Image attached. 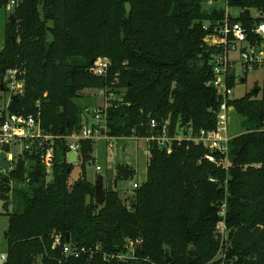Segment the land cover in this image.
Segmentation results:
<instances>
[{
	"label": "trees",
	"instance_id": "1",
	"mask_svg": "<svg viewBox=\"0 0 264 264\" xmlns=\"http://www.w3.org/2000/svg\"><path fill=\"white\" fill-rule=\"evenodd\" d=\"M220 1L15 0V22L7 24L0 50V100L11 92L6 80L16 70L23 83L19 115L38 117L48 134L67 136L89 121L74 102L84 89L117 96L108 99L107 123L116 139L149 136L152 119L169 121L171 134L189 124L195 133L212 131L220 106L209 85L220 51L213 32L226 14ZM10 2L0 0V8ZM229 6L241 10L233 23L251 29L264 22V0H230ZM99 58L112 62L106 76L92 72ZM231 106L250 130L230 141L229 169L210 163L208 150L193 142L175 143L170 154L152 146L132 209L123 210L114 182L104 187L105 202L96 201L85 171L94 161V141L81 142L82 172L73 184L76 164L69 162L66 140L57 141L51 181L38 152L21 154L12 171L0 173V214L9 217L2 264H209L219 250L215 227L226 196L229 259L264 264V97L247 92ZM134 175L120 166L116 182ZM22 183L28 188L16 186ZM64 245L86 252L76 258Z\"/></svg>",
	"mask_w": 264,
	"mask_h": 264
},
{
	"label": "built area",
	"instance_id": "2",
	"mask_svg": "<svg viewBox=\"0 0 264 264\" xmlns=\"http://www.w3.org/2000/svg\"><path fill=\"white\" fill-rule=\"evenodd\" d=\"M230 0H221V5L225 8L226 14L223 20L216 22L214 27L215 35H217V45L220 51L212 58V79L209 85L216 91L220 98L219 110L216 112L217 126L212 131L201 130L198 133L194 132V128L189 124L184 128L179 129L175 134H171L169 129V121L160 124L156 119L150 121L151 134L147 137L139 138L146 142L148 150V158L152 146H157L160 150H165L167 153H172L174 144L183 142H193L196 145H202L208 150L205 159L224 169L230 167V148L229 144L232 140L229 137V114L233 109L231 101L233 92L238 81L246 82L247 77L258 70L264 68V22L256 23L251 29L242 23H233L232 15L229 10ZM214 5L213 1L208 2V6ZM15 7V0H11L7 9L12 11ZM261 14L255 12L254 18H260ZM112 62L108 58H99L94 61L92 72L96 76H106ZM235 76V86H231V76ZM17 71H9L7 79H12L10 89L13 92L16 90L21 93L23 83L16 80ZM101 94L106 96V104L92 112V122H85L80 130L73 132L67 136H55L48 134L42 127L41 120L35 116H22L11 114L5 121H0V155L4 145H8L7 161L10 163V168L3 170L0 168V173L8 174L12 171L19 161L20 155L24 152H38L41 163L45 166L47 173L52 172L55 160L56 144L58 140L64 139L67 142V157L69 158L72 152L77 154V159L80 158L81 142L94 141L105 139L109 145L108 149L113 148L111 143L116 138L108 135V108L109 101L116 100L117 96L114 93L107 95V92L102 90ZM264 130V126L262 128ZM16 143L19 145L17 146ZM20 147V148H19ZM17 149V155H14L13 150ZM100 171V167H97ZM211 182H216L215 179H210ZM141 185V184H140ZM139 184H134V188H138ZM227 196L219 207V221L215 227V235L219 241V250L212 262L209 264H234L229 259L231 248V231L227 224ZM55 244L61 245V238L55 237ZM138 245L139 242H136ZM63 251L65 254L79 257L86 252L85 248L73 249L69 245H64ZM133 254V253H132ZM130 256L122 255L119 259H125ZM6 257L2 256V261Z\"/></svg>",
	"mask_w": 264,
	"mask_h": 264
},
{
	"label": "rangeland",
	"instance_id": "3",
	"mask_svg": "<svg viewBox=\"0 0 264 264\" xmlns=\"http://www.w3.org/2000/svg\"><path fill=\"white\" fill-rule=\"evenodd\" d=\"M228 11L234 18L239 17L241 14V10L237 7H229ZM11 13L12 11L7 8H0V50L3 49L5 44L6 28L10 21ZM252 15H255V11L252 12ZM256 84L260 88L259 97H264V68H259L251 73L247 77L246 82L241 83L238 81L233 92V97L235 99L243 97L247 92H250ZM17 93L18 92L14 90L13 92L11 91L3 95L0 100V117L2 112L8 110L11 96ZM74 102L84 111V115H87L88 119L92 122V112L103 107L107 99L104 94H101V90L84 89L79 97L74 99ZM247 130H250V125L248 127L245 123V119L232 109L229 114V137L232 139L242 135ZM111 143L113 144V148L109 150V143L105 139H100L95 142L93 153L94 161L92 163L88 162L85 165L87 179L95 185L98 175L101 174L105 178L104 187L114 182L120 193L123 206L128 208L130 206L129 200H133L134 184L140 185L147 179L148 147L144 140L136 137L113 140ZM120 166L132 169L135 172L133 179L116 182V175ZM97 167H100L101 170L98 171ZM81 172L82 167L78 160L70 177V184H73L81 177ZM48 174V181H51L52 172ZM16 186L24 189L28 188L26 183L17 184ZM8 229L9 217L5 213H2L0 214V264L4 262L2 261V256L6 257L8 252V242L6 239Z\"/></svg>",
	"mask_w": 264,
	"mask_h": 264
},
{
	"label": "water",
	"instance_id": "4",
	"mask_svg": "<svg viewBox=\"0 0 264 264\" xmlns=\"http://www.w3.org/2000/svg\"><path fill=\"white\" fill-rule=\"evenodd\" d=\"M234 2H239V0H234ZM247 14L250 15L251 12L247 11ZM10 22L13 24L15 22L14 17L11 15L10 16ZM94 61H92L93 64ZM191 64V63H189ZM12 83V79H7L6 80V84L10 85ZM255 93L257 94V90H255ZM16 99L17 96L13 95L11 96V100L8 106V113H7V118L11 115H19L18 109L16 107ZM64 130V127L61 128V132ZM9 147L8 145H4L2 148V153L0 155V168L3 170H7L10 168V163L7 161V151H8ZM14 155H17V149L14 148L13 150ZM69 162L72 164H76L78 162L77 159V154L75 152H72L69 156ZM95 199L98 203H104L105 202V192H104V178L103 175H98V178L96 180L95 183ZM134 206V200H131V204L130 206L127 208L125 206L122 205L123 210L126 209H132ZM8 238V234H6V239ZM188 255L190 257H196V251L194 248H190L188 251ZM170 251L169 249H166V261L169 262L170 261Z\"/></svg>",
	"mask_w": 264,
	"mask_h": 264
},
{
	"label": "flooded vegetation",
	"instance_id": "5",
	"mask_svg": "<svg viewBox=\"0 0 264 264\" xmlns=\"http://www.w3.org/2000/svg\"><path fill=\"white\" fill-rule=\"evenodd\" d=\"M255 90H257V94L260 93V88L258 87V85L256 84L255 87L250 91V92H254L255 93ZM256 94V93H255Z\"/></svg>",
	"mask_w": 264,
	"mask_h": 264
},
{
	"label": "crops",
	"instance_id": "6",
	"mask_svg": "<svg viewBox=\"0 0 264 264\" xmlns=\"http://www.w3.org/2000/svg\"><path fill=\"white\" fill-rule=\"evenodd\" d=\"M7 113H8V112H6V114H5L6 117H7ZM1 115H2V114H1ZM122 139H123V138H122Z\"/></svg>",
	"mask_w": 264,
	"mask_h": 264
}]
</instances>
